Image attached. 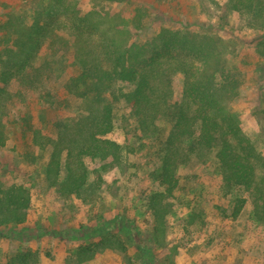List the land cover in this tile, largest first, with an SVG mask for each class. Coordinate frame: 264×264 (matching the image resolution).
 <instances>
[{
	"label": "rangeland",
	"instance_id": "374dc122",
	"mask_svg": "<svg viewBox=\"0 0 264 264\" xmlns=\"http://www.w3.org/2000/svg\"><path fill=\"white\" fill-rule=\"evenodd\" d=\"M256 10L233 11L228 0H0V74L6 58L33 67L55 60L34 91H20L18 75L0 77V183L21 184L31 198L24 223L0 225V264H264V212L249 200L232 216L235 195L223 186L216 150L193 147V137L178 142L176 183L162 199L169 211L159 207L155 217L149 209L151 193L163 189L159 175L174 113L186 109L181 71L171 75L176 110L146 133L124 101L113 102L109 136L121 146L118 163L74 153L67 159L65 150L56 151L60 168L47 172L54 144H69L80 131L77 118L88 119L74 95L77 66L70 62L78 38L92 46L101 41L100 27L103 38L128 53L182 63L212 56L208 72L217 86L232 82L234 91L223 103L264 178V15ZM77 12L85 17L78 20ZM32 25L33 32L27 29ZM170 39L174 45L166 53L162 44ZM93 49L92 56L102 55L99 46ZM132 89L117 83L113 92ZM74 166L85 170L86 181L78 193L65 194ZM115 216L129 228L120 229ZM98 225L106 229L86 234ZM80 227L84 236L73 238Z\"/></svg>",
	"mask_w": 264,
	"mask_h": 264
},
{
	"label": "trees",
	"instance_id": "16d2710c",
	"mask_svg": "<svg viewBox=\"0 0 264 264\" xmlns=\"http://www.w3.org/2000/svg\"><path fill=\"white\" fill-rule=\"evenodd\" d=\"M228 3L236 12L250 10L256 5V12L264 15V0H228ZM45 13L51 15L52 12ZM77 15L78 20L85 17H81L78 12ZM27 29L32 32L35 30L33 25ZM97 30L101 32V41L92 46L78 38L74 43L77 54L70 62L77 66V72L71 79L74 95L81 99L82 109L84 113L86 112L88 119L84 122V115L77 118L75 124L80 126V131L74 132V138L69 141V144L61 147L54 144L55 151L50 156L47 172L55 175L60 168V163L55 157L56 151L60 154L65 150L67 159L74 153L77 158L99 156L100 159H107L111 165L118 163L121 146L109 136L113 130L112 119L115 108L113 102L124 101L138 123L139 132L146 133L155 120L167 117L176 110H171L172 105H175V102L171 104V75L181 71L186 109L180 108L174 113L171 130L164 144L166 152L159 175L163 189L160 192L151 193L148 201L150 211L155 217L159 213V207L163 208L162 212L169 211L170 203L163 202L162 199L165 195L171 194L176 183L175 166L180 163L182 153L178 142L193 137L195 141H193V147L216 150L215 159L223 186L228 193L235 195L232 216H237L249 200L255 211L264 212V178L258 175L253 164L255 154L253 147L246 138L238 134L233 118L229 117L223 103L228 93L231 95L234 91L232 82L225 79L217 86L215 76L208 72L207 63L212 61V56H204L198 63L175 62L170 56H162L163 61H161L158 60L159 56H140L138 52L128 53L115 40L103 38L106 35L105 29L99 27ZM19 36L23 35L19 34ZM173 45L172 39L164 40L162 48L166 53H170L169 47ZM96 46L101 48L102 55L92 56L93 48ZM79 52L83 53V56H78ZM27 61L17 62L10 58L1 60L3 68L0 74L1 79L10 73L11 76L18 75L17 83L21 88L20 91H34L37 88L36 81L40 82L43 77L47 79L51 75L50 65L55 60H42L37 67L28 65ZM117 83H127L132 85L133 89L127 93L115 94L113 89ZM2 144L0 134V146ZM79 162L82 164L81 161ZM79 166L80 164H77V168ZM77 168L74 166L75 173L68 176V180L62 187L65 194H76L85 184L86 172L84 169L78 172ZM159 202H162L160 206H158ZM30 206L31 198L27 188L11 180L0 183V225L24 223ZM117 219L121 222L120 229L129 228L123 217L115 216L114 220L118 221ZM81 229L85 227H80L73 233V238L84 236ZM86 229L88 230L86 234L93 236L98 231H104L106 227L98 225L95 228ZM117 246V249L124 250L122 244ZM88 249L83 247L80 251L84 252ZM20 261L12 264H27L23 260Z\"/></svg>",
	"mask_w": 264,
	"mask_h": 264
}]
</instances>
